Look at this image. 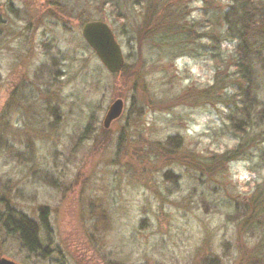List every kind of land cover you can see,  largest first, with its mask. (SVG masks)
Instances as JSON below:
<instances>
[{
    "label": "rangeland",
    "instance_id": "obj_1",
    "mask_svg": "<svg viewBox=\"0 0 264 264\" xmlns=\"http://www.w3.org/2000/svg\"><path fill=\"white\" fill-rule=\"evenodd\" d=\"M108 3L0 0V258L264 264V216L251 205L260 188L264 198V142L211 175L199 169L204 158L239 143L228 123L233 90L224 89L222 103L200 98L218 69L219 78L226 74L218 87L229 86L233 68L225 65L234 44L208 46L209 23L194 0L189 54L164 56L130 35L129 21L141 23L142 7L124 19L108 6L122 0ZM84 18L112 30L124 71L102 67L82 39ZM259 79L264 101V72ZM115 100L123 103L121 115L104 130ZM18 217L33 224V251L11 231Z\"/></svg>",
    "mask_w": 264,
    "mask_h": 264
},
{
    "label": "trees",
    "instance_id": "obj_2",
    "mask_svg": "<svg viewBox=\"0 0 264 264\" xmlns=\"http://www.w3.org/2000/svg\"><path fill=\"white\" fill-rule=\"evenodd\" d=\"M102 1L104 5L109 4V0ZM154 1L135 0L126 8L127 2L122 0V5L117 3L108 6L114 8L115 16L124 19L135 18L133 7H142L138 12L142 13L141 23L136 25L135 19L129 21L133 27L130 35L137 45L146 40L154 44L155 49L164 56L176 58L187 54V46L196 40V34L191 29L197 23L188 21L187 18L190 12L189 4L194 0H158L157 7L154 6ZM200 1L204 19L209 23L204 36L212 43L208 46L218 49L222 41L232 42L235 46L225 65L227 71L229 67L233 68V79H227L229 86L224 84L221 89L218 87V84L226 80V74L219 78L218 73L222 71L218 69L214 83L200 95L206 104L222 103L226 101L224 89H231L236 98L234 110L231 112L235 114L229 116L228 123L238 136L239 143L228 153L204 158V161L199 162L200 171L204 170L211 175L215 170L222 169L227 163L239 158L241 151L248 146L264 142V101L259 95V71L264 72V0H219L215 5L212 0ZM150 3L154 5L150 6ZM84 19L87 23L90 18ZM261 190L263 188H260L256 195L257 200H252L251 205L254 208L252 213L261 212L264 216V198L260 196ZM14 222L11 231L16 232L23 245L33 251L37 247L33 224L25 217H18Z\"/></svg>",
    "mask_w": 264,
    "mask_h": 264
},
{
    "label": "water",
    "instance_id": "obj_3",
    "mask_svg": "<svg viewBox=\"0 0 264 264\" xmlns=\"http://www.w3.org/2000/svg\"><path fill=\"white\" fill-rule=\"evenodd\" d=\"M81 36L87 46L94 52L102 67L110 74L119 73L124 66V57L112 30L102 21L85 23L81 28ZM123 103L115 100L107 109L102 126L107 129L112 121L122 112ZM0 264H16L0 258Z\"/></svg>",
    "mask_w": 264,
    "mask_h": 264
}]
</instances>
